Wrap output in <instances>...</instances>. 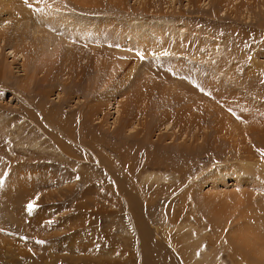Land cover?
Masks as SVG:
<instances>
[{
  "label": "rangeland",
  "instance_id": "374dc122",
  "mask_svg": "<svg viewBox=\"0 0 264 264\" xmlns=\"http://www.w3.org/2000/svg\"><path fill=\"white\" fill-rule=\"evenodd\" d=\"M7 1L0 30L26 26L22 51L0 43V264H264L239 241L264 165L237 185L225 154L264 150L253 118L234 119L264 115V0ZM70 33L85 45L68 63ZM92 98L105 101L88 115ZM109 146L151 179L106 178Z\"/></svg>",
  "mask_w": 264,
  "mask_h": 264
},
{
  "label": "bare ground",
  "instance_id": "6f19581e",
  "mask_svg": "<svg viewBox=\"0 0 264 264\" xmlns=\"http://www.w3.org/2000/svg\"><path fill=\"white\" fill-rule=\"evenodd\" d=\"M36 1H40V0H36ZM46 1L47 0H45V3H46ZM78 2H76L77 3V5L79 4V6L81 5V7L82 6H85V5H87V4H89L90 5V3H92L91 1L92 0H77ZM1 2H3L2 4L4 5V6H9V5H11L7 0H1L0 1V4H1ZM32 2V1H31ZM39 3H43L44 4V1L43 0H41ZM52 2L51 1H47V6H50V5H52L51 4ZM95 3V2H94ZM116 3H118V2H116ZM54 4V3H53ZM93 4V3H92ZM91 4V5H92ZM2 5V6H3ZM25 5V4H24ZM40 5V4H39ZM45 5V4H44ZM41 7V6H40ZM2 8V7H1ZM19 8V7H18ZM56 8H58V7H55L54 9L56 10ZM60 8V7H59ZM21 10V9H20ZM54 10V11H55ZM22 12V11H21ZM45 12V11H44ZM56 12H58L57 10H56ZM42 13V12H41ZM47 13H48V10H47ZM16 14V13H15ZM20 15V14H19ZM48 15V14H47ZM17 17V16H16ZM40 18H42V19H44V17L43 16H41ZM47 18V17H46ZM11 18L9 17V21L7 22V24H6V22L3 24L2 23V25H3V29L2 30H0V43L2 42L3 44H5V42L7 43V41H8V39H9V37H10V40H9V42H12V40H14L13 41V43H14V47H15V49L17 50V51H22L21 49H23V45H24V38H23V36H24V27L26 26V23H25V21H16V20H10ZM14 19V18H13ZM29 20V19H28ZM64 21V20H63ZM70 21V20H69ZM72 22V21H71ZM71 22H69L68 23V26L70 25V24H72ZM59 24H60V22H59ZM62 24H64V23H62ZM68 26L66 27V28H68ZM59 29V28H58ZM39 30V29H38ZM75 31V30H74ZM85 32H86V30H85ZM90 32V31H89ZM71 34V38H68V39H72V40H68V39H66V40H63L65 43H66V46H65V49H64V52H65V54H64V58H65V61L66 62H68L69 63V61L71 62V60H73V59H75V58H73L74 56H73V53H74V46H73V43L75 42L76 44H77V46L79 45H81V47H83L82 45H85V43H82L80 40H78V39H76L74 42H73V35H76L75 33L73 34V33H70ZM87 36V35H86ZM89 36V35H88ZM81 37V36H80ZM80 37H79V39H80ZM83 39L84 40H87L86 42L89 44V40L88 39H86L85 38V35H83ZM161 37V36H160ZM90 39V38H89ZM96 39V38H95ZM97 41H95V43H94V45L95 44H97V43H99L100 42V38L98 37V39H96ZM147 39L145 38V40L144 41H140V44L141 45H143V46H147V48H148V54L149 53H152L153 51H155L156 50V44L153 42V43H148V42H145ZM87 45V44H86ZM98 45V44H97ZM96 45V46H97ZM158 46V45H157ZM162 47H163V45H161ZM159 47V46H158ZM157 47V48H158ZM166 47H168V46H166ZM165 47V48H166ZM86 48V47H85ZM164 48V47H163ZM162 48V49H163ZM63 49V48H62ZM84 49V48H83ZM14 51V50H13ZM13 51H11V52H13ZM118 51V50H117ZM146 51V50H145ZM159 51H160V49H159ZM159 51H156L155 53H157V52H159ZM79 52H80V54L83 52H81V50H79ZM16 54H17V52H16ZM118 54V53H117ZM20 55H22V54H20ZM75 56H77V54H74ZM22 57H23V55H22ZM80 57V56H79ZM78 57V58H79ZM53 60H55V59H53ZM73 61H75V60H73ZM78 64V63H77ZM67 65V64H66ZM72 66V65H71ZM81 67V66H80ZM50 68V67H49ZM75 69H76V67H75ZM78 70V69H77ZM5 71V70H4ZM36 71V70H35ZM35 71H33L32 73H31V75H30V78L31 77H33V76H35V74L34 73H36ZM78 71H80L81 72V70L79 69ZM71 74V73H70ZM80 76V73H78V76L77 77H79ZM73 76H69L68 78L69 79H73L72 78ZM76 77V78H77ZM115 89H116V87H115ZM114 91V90H113ZM90 97H91V95H90ZM140 96H133L132 98H130L129 100H131V99H133L132 101H141V100H138V98H139ZM144 97V96H143ZM141 98V97H140ZM92 99H95L96 100V102L97 103H95L92 107H90V109H89V111H88V115H95L97 112H98V110L99 109H101V106L103 105V102L105 101L104 99H99V98H92ZM111 99V98H110ZM67 101V100H66ZM91 105V104H90ZM122 105L123 106H126L127 108H128V110H127V112H131V113H128V115H133V113H132V109L129 111V102H127V103H122ZM89 106L87 105V108H88ZM137 107H139V105L137 106ZM86 108V109H87ZM86 112V111H85ZM85 112H84V110H83V113L84 114H81V115H87V114H85ZM52 114V113H51ZM54 115H55V113H54ZM180 116V115H179ZM224 117V116H223ZM229 117H231V116H227V117H225V119L227 120V119H229ZM236 117H238V119H240L239 117H241V118H243L246 122H248V121H250V120H248V119H251V117L253 118V120H252V122L249 124V126H250V128H249V132H250V134L252 135L253 134V136H254V138H256V137H258V138H256V139H254L255 141H257V142H259L260 143V145L262 146V148L260 149V150H262V149H264V135L262 134V129L263 128H261L262 126H263V124H264V115H259L258 117L256 116V115H235L234 116V119L236 118ZM256 117V118H255ZM259 117H261V118H259ZM189 120V119H188ZM233 120V119H232ZM231 120V121H232ZM190 122V121H189ZM194 123H200V117H194V119H193V121L190 123L191 125H195ZM125 130V129H124ZM220 131V130H219ZM123 133V125L121 126V127H119V128H115L114 130H112V131H108L107 133H106V137H108V140L109 139H111L112 137L113 138H115V137H117V136H119L120 134H122ZM262 136H263V138H262ZM220 138V137H219ZM228 139H230V138H228ZM251 139V138H250ZM100 140L101 141H103L104 139H103V137H100ZM230 141H231V139H230ZM229 141V142H230ZM225 142H227V140L225 141ZM258 143V144H259ZM230 144V143H229ZM257 144V145H258ZM260 146V147H261ZM231 147H234V145H232ZM231 147H230V149L228 148V150H225V154L227 153L228 155H229V157L230 158H235V160L236 161H238V162H241L242 164V166H243V169L242 168H240V169H238L239 170V172H238V170H234V171H231L232 172V178H233V181L235 182V184H237V185H241V184H243L242 182H246L247 180H249V178L247 177V175H245L246 174V172L245 171H252L253 169H256L257 167H261V166H263L264 164H261V161H260V159H262V161H263V159H264V156L261 154L262 152H264V150H262L261 152L260 151H257V150H255V151H253V153H251V151H248V150H246V148H244L242 151H240L241 152V154H242V158L240 157V152L239 151H235V154H233L232 153V149H231ZM251 147V146H250ZM108 149H110L111 150V147L109 146L108 147ZM236 149V148H235ZM259 149V148H258ZM114 150V151H113ZM113 150H111V152L110 153H112L113 154V156H103L102 157V162L101 163H103L104 165H105V167H104V165L102 166V168L103 169H105L106 171H107V177H106V175H105V177L106 178H108V175H110V174H112L113 173V170L114 169H118V171L121 173V174H127L128 176H129V178H135V175H139V173L141 172V175L138 177V179H140L141 181L142 180H149V179H151V173L150 172H144V170L146 169V168H148V166L150 165V163H146V162H142V163H139V166L138 167H136L135 169H134V165H135V161L133 160V158H134V155L132 154V153H127V154H124V153H122V152H120L118 149H113ZM252 150H253V148H252ZM214 151V150H213ZM224 152V151H223ZM104 153V152H103ZM106 153V152H105ZM244 153H247V155L245 154L244 155ZM87 155H88V153H86ZM235 156H237V157H235ZM84 157H85V155H84ZM87 157V156H86ZM90 157V155H88V158ZM114 157H116V158H114ZM93 160H95V162L97 163V165L98 164H100V159L99 158H97V157H95ZM82 163V162H81ZM84 163H86V162H84ZM263 163V162H262ZM94 166V168H96L95 167V165H93ZM229 167V166H228ZM98 168V167H97ZM96 168V169H97ZM99 169V168H98ZM113 169V170H112ZM235 169V168H234ZM242 169V170H241ZM232 170V169H231ZM97 171H99V170H97ZM101 171V170H100ZM147 171V170H146ZM242 172V173H241ZM106 173V172H105ZM252 173V172H251ZM260 173H262V174H264L263 173V170L262 171H260ZM255 175H257V174H255ZM260 175V174H259ZM111 176V175H110ZM223 176H224V174L222 173V172H219L218 174H217V178L218 179H222L223 178ZM262 177V176H261ZM264 177V176H263ZM75 178H79V177H75ZM105 178V179H106ZM112 178V177H111ZM114 178V177H113ZM155 178H157V177H155ZM108 180V179H107ZM106 180V181H107ZM111 181H113V179L111 180ZM139 181V180H138ZM253 181V180H252ZM110 182V181H109ZM110 184V183H109ZM113 184V183H112ZM253 185H254V183H253ZM241 187V186H240ZM109 191V190H108ZM108 193H110V192H108ZM240 195V194H239ZM239 195H236V197H239ZM252 204V203H251ZM258 204V203H257ZM257 204H252V207H253V210L252 209H249L248 208V211L250 210H252L253 211V213H254V215L252 214V213H250V211H249V213L250 214H252V217L254 216V218H255V220L253 221L254 222V225H252L251 226V228H249V226H246V227H244L243 229H241L242 231H245L244 232V234H242L241 233V237H240V239H239V241H240V243H241V245L244 247V249L246 248V253H245V255L246 254H252V253H255V254H258V255H264V252H263V248H262V245L264 244V228H263V226H262V224L264 223V203L262 204V207L260 206V205H257ZM251 207V208H252ZM219 208V207H218ZM251 211V212H252ZM253 218V219H254ZM246 219V218H245ZM252 219V220H253ZM130 238V237H129ZM167 239H169V237L167 238ZM127 241H128V236H127ZM129 242V241H128ZM128 242H126L125 241V245L126 246H130V243H128ZM256 246V247H255ZM131 247H133V246H131ZM248 247L250 248L251 247V249H249L248 250ZM244 255V254H243ZM245 255H244V257H245Z\"/></svg>",
  "mask_w": 264,
  "mask_h": 264
},
{
  "label": "snow or ice",
  "instance_id": "6c2138e0",
  "mask_svg": "<svg viewBox=\"0 0 264 264\" xmlns=\"http://www.w3.org/2000/svg\"><path fill=\"white\" fill-rule=\"evenodd\" d=\"M24 2H25V4H28V0H24ZM28 6L32 7L31 4H28ZM261 154L264 155V152H262ZM27 207H28L29 212H31L33 210L34 204L33 203H29ZM37 243H43V241H37Z\"/></svg>",
  "mask_w": 264,
  "mask_h": 264
}]
</instances>
